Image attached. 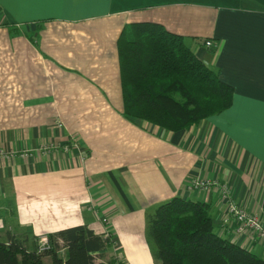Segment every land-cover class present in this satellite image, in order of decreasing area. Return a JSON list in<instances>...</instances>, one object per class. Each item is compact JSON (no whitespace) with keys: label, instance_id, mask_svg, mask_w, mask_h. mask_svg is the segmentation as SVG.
Here are the masks:
<instances>
[{"label":"crops","instance_id":"obj_1","mask_svg":"<svg viewBox=\"0 0 264 264\" xmlns=\"http://www.w3.org/2000/svg\"><path fill=\"white\" fill-rule=\"evenodd\" d=\"M134 23L182 37L232 88L230 107L177 133L127 119L117 40ZM193 180L264 216V0H0V244L35 252L38 236L83 226L109 241L95 264H154L145 213L181 198L264 259Z\"/></svg>","mask_w":264,"mask_h":264},{"label":"trees","instance_id":"obj_2","mask_svg":"<svg viewBox=\"0 0 264 264\" xmlns=\"http://www.w3.org/2000/svg\"><path fill=\"white\" fill-rule=\"evenodd\" d=\"M123 115L165 131L181 132L230 107L232 88L199 61L182 37L153 23L130 24L117 40ZM145 237L154 264H264L256 253L218 236L209 206L173 198L145 213ZM50 250L26 252L10 240L0 244V264H95L106 248L86 227L48 236ZM61 241L66 248L58 255Z\"/></svg>","mask_w":264,"mask_h":264},{"label":"built area","instance_id":"obj_3","mask_svg":"<svg viewBox=\"0 0 264 264\" xmlns=\"http://www.w3.org/2000/svg\"><path fill=\"white\" fill-rule=\"evenodd\" d=\"M204 45L205 47H210L212 44L209 41H205ZM210 188L218 190L221 200L226 206L225 215L221 219V226L234 236L249 235L255 246L264 247V216L252 214L236 203L226 184H218L209 180H193L190 184V189L193 191H207ZM36 245L37 253H44L50 250L48 236H38Z\"/></svg>","mask_w":264,"mask_h":264}]
</instances>
